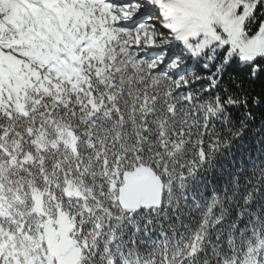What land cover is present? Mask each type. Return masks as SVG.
Masks as SVG:
<instances>
[{"label":"snow or ice","instance_id":"1","mask_svg":"<svg viewBox=\"0 0 264 264\" xmlns=\"http://www.w3.org/2000/svg\"><path fill=\"white\" fill-rule=\"evenodd\" d=\"M0 264H264V0H0Z\"/></svg>","mask_w":264,"mask_h":264}]
</instances>
